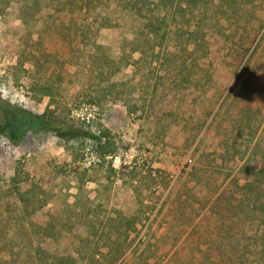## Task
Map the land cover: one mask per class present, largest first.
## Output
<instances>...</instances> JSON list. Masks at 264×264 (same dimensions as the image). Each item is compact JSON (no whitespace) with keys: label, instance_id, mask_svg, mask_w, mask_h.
<instances>
[{"label":"rangeland","instance_id":"374dc122","mask_svg":"<svg viewBox=\"0 0 264 264\" xmlns=\"http://www.w3.org/2000/svg\"><path fill=\"white\" fill-rule=\"evenodd\" d=\"M62 1L0 0V99L20 135L11 141L0 118V264L264 255V0H173L164 30L149 9L108 0L70 12ZM106 58L121 68L102 92L87 86L88 64ZM47 109L104 131L111 152L36 129ZM17 187L30 188L27 201Z\"/></svg>","mask_w":264,"mask_h":264},{"label":"trees","instance_id":"16d2710c","mask_svg":"<svg viewBox=\"0 0 264 264\" xmlns=\"http://www.w3.org/2000/svg\"><path fill=\"white\" fill-rule=\"evenodd\" d=\"M107 1L108 0H63L61 5L59 6V9H66L70 12L90 10L91 8H94L97 5H104L105 2ZM117 1L119 4L135 9L140 16L145 17V18H148V16L150 15H148V13L144 11V9L152 10L151 15L156 17L159 22V24L157 25L158 29H163L164 26L167 24L166 23V18H168L167 14L169 11H171L172 6H174L173 0H117ZM33 2H34L33 5L35 6L37 4V0H33ZM168 2L171 4L170 5L171 7H168L167 5ZM151 4L153 5V7L150 6ZM20 8L21 10H23L22 5H20ZM38 8L39 6H37V9ZM108 18L102 16L101 19L99 20V25L110 26L112 22L110 18L109 19ZM93 20H96V17ZM90 23L88 25H90ZM93 46L95 50L102 47L101 45L96 44V43H93ZM89 55L94 56L92 53H89ZM105 60H106L105 63H101L98 66H94V65L92 66V63L88 64L89 72L94 73V70H95V72H97V78L96 80L93 81V83H87V86H92L93 84L94 86L93 88L97 90L99 89V91L102 90V92L105 90H110L112 85L115 84L114 80H110L111 74L114 71L119 70L121 68L118 65L114 67L115 69L111 71L110 69H108V67L110 64L115 63V61L113 59H108V58H106ZM128 60H130V58H128ZM128 62L129 61H125L124 65H126ZM104 80L105 81L107 80V83H108L106 85L107 87H102V83ZM93 100L94 99L92 98L91 101ZM12 109H13V105L9 101L5 99H0V118L3 119L5 122V125L4 127L1 128V131L9 129L8 131L9 139L13 142H18L20 140L19 130L13 127L11 123V119L9 117V113H8ZM3 111H7V112L5 113ZM47 112H48V109L43 113H39L35 115L36 119H34L33 124L36 127V129H44V130L55 129L57 134L61 138H64V139H68L70 136L79 134L80 136L82 135V136L88 137L94 142H96L97 147L99 148L102 156H105L109 154V152H111V149H109V145L106 144V141L105 142L102 141V137L106 135L104 131H101V134H95L89 130L75 127L73 124L69 125L68 121L64 119H58L52 116L51 114L48 115ZM258 171L264 172V165ZM17 176H18V172L14 175L13 180L18 179ZM245 185H248L249 187L254 186V180L252 179L251 181H248ZM29 190L30 188L28 190H20L17 187L16 195L21 202L27 201L26 195L28 194ZM35 200L37 199L35 198ZM262 201H263V208H264V198L262 199ZM263 213H264V209H263ZM53 226L54 225L51 222L46 221L40 225V228H42L43 231L44 230L47 231L48 228L49 229L53 228ZM45 231L43 233L46 234L47 236L48 233H45ZM259 236L263 243L264 242V218L262 221V228L260 230ZM37 249L38 251L43 250V247L41 245H38ZM243 264H264V255H261V257L260 256L256 257V255L253 257H248Z\"/></svg>","mask_w":264,"mask_h":264},{"label":"built area","instance_id":"2783aa9c","mask_svg":"<svg viewBox=\"0 0 264 264\" xmlns=\"http://www.w3.org/2000/svg\"><path fill=\"white\" fill-rule=\"evenodd\" d=\"M90 109L93 110V111H95V110H97V107H96L95 105H91V106H90ZM89 114H90V116H91L92 113L90 112ZM89 118H90V117H87L88 120H89Z\"/></svg>","mask_w":264,"mask_h":264}]
</instances>
